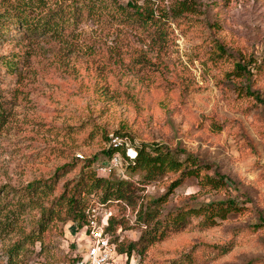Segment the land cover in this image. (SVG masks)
Masks as SVG:
<instances>
[{
	"label": "rangeland",
	"instance_id": "374dc122",
	"mask_svg": "<svg viewBox=\"0 0 264 264\" xmlns=\"http://www.w3.org/2000/svg\"><path fill=\"white\" fill-rule=\"evenodd\" d=\"M199 2L200 15L143 31L119 22L112 0H92L99 10L90 17L78 12L79 2L33 0L32 29L19 23L18 0H0V213L16 224L0 241V262L8 264L18 243L19 264H72L85 251L87 237L62 194L87 160L96 169L107 161L105 138L127 134L135 145L193 155L232 192L201 191L186 179L161 205L160 219L229 199L242 211L216 225L190 218L181 231L162 224V240L141 241L146 227L137 213L164 196L171 179L146 183L130 174L137 204L113 202L104 220L114 222L110 264H264V64L252 86L261 104L224 76L231 65L210 59L211 40L264 59V0ZM53 12L54 26L44 29ZM34 182L52 184L53 192L25 195ZM129 244H137L132 255H120Z\"/></svg>",
	"mask_w": 264,
	"mask_h": 264
},
{
	"label": "trees",
	"instance_id": "16d2710c",
	"mask_svg": "<svg viewBox=\"0 0 264 264\" xmlns=\"http://www.w3.org/2000/svg\"><path fill=\"white\" fill-rule=\"evenodd\" d=\"M71 2L74 7H78L79 3L87 6L84 10H79V13L86 14L88 17L94 14L98 7L90 4L92 0H88L89 4H84L83 0H64V3ZM33 0H18L17 10L22 15L19 23L31 29L35 25H29V18L33 7ZM112 7L116 11L117 20L124 24H131L133 29H140L148 31L152 27H160L166 22L176 23L177 20L184 19L189 16H198L201 14V3L199 0H143L142 4H138L137 0H129L126 3L118 0H112ZM101 8V6H100ZM63 11V15H64ZM49 17L45 20L44 29L51 30L56 22L58 14L49 13ZM39 22V20H38ZM49 26V27H48ZM56 30V27H54ZM211 56L210 59L217 57L219 61H223L231 65V68L225 72L224 76L228 79L238 80L241 83L240 88L245 91L247 97H251L261 104L263 100L257 91L252 90L254 79L262 70L264 59L260 61L252 55L238 54L234 55L227 50L226 45L218 40H211ZM4 112L2 111L1 114ZM114 137H126L127 134H115ZM107 142L111 137L105 138ZM129 139V138H128ZM130 140V139H129ZM131 141V140H130ZM136 158L129 160L124 165L123 175L119 180L112 181L113 174L105 176L97 172L96 166L92 167L95 160H87L84 169L77 178L72 189L65 191L62 196H68L66 200L67 211L70 219L74 223L76 230L84 232L88 226L86 209L89 199L98 200L101 204H111L113 202H127L130 205H136L137 189L131 184L130 174L141 175L143 182L152 183L163 177H170L171 182L167 186V192L158 200L153 201L149 205L140 207L137 213V221L142 223L146 229L142 233L141 241L148 238L147 241L152 243L160 241L165 237L163 225L167 229H174L177 231L183 230L190 218L202 216L206 225H216L217 221L226 220L231 214L240 213L242 208L234 200H227L223 202H211L208 204L198 205L188 209L178 211L176 214L170 213L163 219H160L161 205L167 202L169 196L179 188L184 180L194 178L197 181L198 187L201 191H229L228 182L224 176L211 172L212 167L208 164L202 163L196 157L187 152H180L172 149L164 144H138L135 145ZM120 152L125 156V150L121 146L105 147L104 153L107 155L105 160H108L115 154ZM10 192L13 189L9 190ZM53 192L52 184L31 183L25 188V195L45 194L49 195ZM139 199V198H138ZM15 224L14 217L11 213L3 215L0 213V241L6 237L7 233L13 229ZM114 222L111 221L106 229L108 233L113 230ZM137 244H129L127 247H119L118 253L120 255L127 254L131 256L136 249ZM22 244L18 243L10 251L8 264H19V255L22 251ZM0 264H4L0 262Z\"/></svg>",
	"mask_w": 264,
	"mask_h": 264
},
{
	"label": "built area",
	"instance_id": "2783aa9c",
	"mask_svg": "<svg viewBox=\"0 0 264 264\" xmlns=\"http://www.w3.org/2000/svg\"><path fill=\"white\" fill-rule=\"evenodd\" d=\"M110 146H121L125 150V156L116 152L105 162L98 164L97 172L101 175H111L116 171L124 170V165L129 160L136 158V149L126 137H114L106 144ZM94 204L96 206H94ZM88 226L84 233L87 237L85 251L73 257L72 264H110L116 258V246L112 242L110 233L106 231L109 224H104L113 216V211L107 204L96 203L89 200L86 209Z\"/></svg>",
	"mask_w": 264,
	"mask_h": 264
}]
</instances>
